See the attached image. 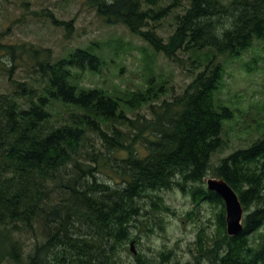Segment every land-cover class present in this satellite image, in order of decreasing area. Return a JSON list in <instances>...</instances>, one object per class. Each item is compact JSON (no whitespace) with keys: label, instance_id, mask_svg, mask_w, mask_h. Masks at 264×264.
<instances>
[{"label":"trees","instance_id":"obj_1","mask_svg":"<svg viewBox=\"0 0 264 264\" xmlns=\"http://www.w3.org/2000/svg\"><path fill=\"white\" fill-rule=\"evenodd\" d=\"M181 1L87 0L105 22L126 25L172 62L191 63L192 80L179 93L154 75L136 89L85 85L84 72L105 63L97 43L54 59L51 47L0 40L13 63L10 90L0 91V263L179 264L172 249L133 262L121 251L139 239L133 228L146 199L170 210L158 192L180 188L196 204L220 206L217 232L198 234L196 264H264V133L210 167L226 144L223 121L234 117L216 105L222 59L264 41V0H188L174 13ZM170 15L174 30L164 36L158 29ZM49 16L71 33L72 20ZM143 105L151 117L128 115ZM105 167L115 177L100 178ZM209 170L238 193L246 212L238 235L227 233L224 201L204 185Z\"/></svg>","mask_w":264,"mask_h":264},{"label":"rangeland","instance_id":"obj_2","mask_svg":"<svg viewBox=\"0 0 264 264\" xmlns=\"http://www.w3.org/2000/svg\"><path fill=\"white\" fill-rule=\"evenodd\" d=\"M173 0H161L164 5ZM180 2V1H179ZM174 10L177 12L188 5ZM58 19L72 20L73 28L67 35L62 26L51 22L50 14ZM173 16L165 18L159 33L167 36L174 30ZM0 40L3 43L31 42L51 47L54 59L68 57L78 48L100 45L105 58L101 72H84L83 83L87 86L136 89L147 84V78L154 75L156 82L164 81L169 90L182 92L191 82L192 66L186 60L183 65L172 62L161 52L139 36L133 34L124 24H109L87 4V0H0ZM225 62V76L216 96V105H226L234 110L232 119L223 121L222 137L226 141L223 148L214 152L210 167L218 165L234 150L247 148L264 133V41H256L254 46L240 57L222 59ZM13 64V63H12ZM10 57L0 49V91H9L7 82ZM192 69V70H191ZM24 67L15 68V76L20 77ZM173 87V88H172ZM167 93L162 99L171 97ZM141 113L151 117L149 106L143 105L138 111H129V116ZM109 173H99L102 179L115 177ZM212 176L208 171L205 178ZM204 185L207 187L205 179ZM163 202L170 210H155L149 200L144 203L147 212L141 216L142 224L133 228L139 239L127 243L121 254L127 262H133L138 254L157 257L160 250L172 249L173 261L179 264H196V241L202 228L210 235L217 232L216 214L220 206L193 197L180 188L159 191ZM246 212H244L245 216ZM162 219V226L159 224ZM25 249L32 248L31 235L25 238ZM134 249V251L132 250ZM0 264H10L1 262Z\"/></svg>","mask_w":264,"mask_h":264},{"label":"water","instance_id":"obj_3","mask_svg":"<svg viewBox=\"0 0 264 264\" xmlns=\"http://www.w3.org/2000/svg\"><path fill=\"white\" fill-rule=\"evenodd\" d=\"M205 182L207 188L219 194L224 201L227 233L238 235L244 228V208L238 193L223 177L210 176L205 178Z\"/></svg>","mask_w":264,"mask_h":264},{"label":"bare ground","instance_id":"obj_4","mask_svg":"<svg viewBox=\"0 0 264 264\" xmlns=\"http://www.w3.org/2000/svg\"><path fill=\"white\" fill-rule=\"evenodd\" d=\"M245 212V211H244Z\"/></svg>","mask_w":264,"mask_h":264}]
</instances>
